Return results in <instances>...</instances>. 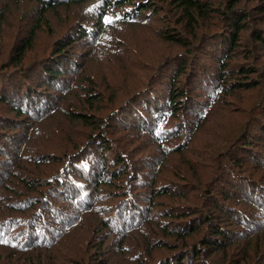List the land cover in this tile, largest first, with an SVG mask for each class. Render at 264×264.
Returning <instances> with one entry per match:
<instances>
[{"label": "trees", "instance_id": "obj_1", "mask_svg": "<svg viewBox=\"0 0 264 264\" xmlns=\"http://www.w3.org/2000/svg\"><path fill=\"white\" fill-rule=\"evenodd\" d=\"M248 2L0 0V264H264ZM155 18L161 59L121 60L112 29Z\"/></svg>", "mask_w": 264, "mask_h": 264}, {"label": "rangeland", "instance_id": "obj_2", "mask_svg": "<svg viewBox=\"0 0 264 264\" xmlns=\"http://www.w3.org/2000/svg\"><path fill=\"white\" fill-rule=\"evenodd\" d=\"M248 2L245 0V3ZM258 1H256L257 3ZM256 3L254 4L249 0L248 5L250 4V8H253ZM153 23L151 25H144V26H139L135 25L133 27L125 28L117 26L114 29H112V41L116 45L117 43L119 44V41H121L120 48L122 51H119L118 57H120L121 60H124L127 63H131L136 57L140 55L141 49H144V56H142L141 62L149 63L151 62L152 64H155L158 62V60L161 59V57L164 55L165 51L162 49H157L154 51L153 48H148L149 45L151 46H156L157 42L154 44L155 41V36L152 35L154 32V29L158 28L161 24L160 21H152ZM174 24V23H172ZM205 27V26H204ZM207 30H211L207 26L205 27ZM247 35H245V39L247 38L249 31H246ZM212 34V33H211ZM121 39V40H120ZM142 43V44H141ZM104 46V45H103ZM102 47V46H101ZM108 49H111L110 47H107ZM139 48V49H138ZM100 49L97 51V56H99ZM104 58H99L100 63L97 64L93 70L96 68H103L105 73L107 74L110 72V70H114V72H111V74L118 80V82H121L123 80V77H125L128 73V70L126 68L123 69H114V65L109 62H114L116 59V56H114V60H105L106 56H102ZM128 58V59H127ZM105 60V61H104ZM241 103H243L241 101ZM11 150L15 148V143H11L10 147ZM4 166V165H3ZM8 163L5 165L4 170H7ZM3 169V168H2Z\"/></svg>", "mask_w": 264, "mask_h": 264}]
</instances>
